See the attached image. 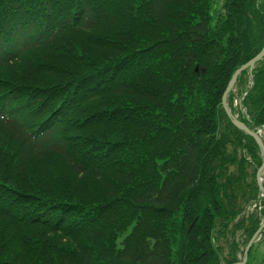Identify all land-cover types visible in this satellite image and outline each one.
I'll list each match as a JSON object with an SVG mask.
<instances>
[{
	"label": "trees",
	"instance_id": "1",
	"mask_svg": "<svg viewBox=\"0 0 264 264\" xmlns=\"http://www.w3.org/2000/svg\"><path fill=\"white\" fill-rule=\"evenodd\" d=\"M263 44L264 0H0V264L239 262Z\"/></svg>",
	"mask_w": 264,
	"mask_h": 264
},
{
	"label": "rangeland",
	"instance_id": "2",
	"mask_svg": "<svg viewBox=\"0 0 264 264\" xmlns=\"http://www.w3.org/2000/svg\"><path fill=\"white\" fill-rule=\"evenodd\" d=\"M250 78H251V75L249 74V80L246 76V77H244V79L242 81L243 84L233 87L232 104L234 106L238 105L239 102H241L242 96H244V94H245L244 89L251 82ZM234 114L238 117V115L236 113H234ZM238 119H240V118L238 117ZM261 134L263 136V138L261 137V139L264 142V132H261ZM239 152L241 153V150H239ZM259 156H260V153H259ZM246 158H247V160L253 161L252 156L250 157L249 155H247ZM252 167H253V165L251 163H248L247 180L249 182L252 179V177H251V172L253 169ZM233 168L234 167H232V169ZM263 184H264V177H263ZM258 194H259V192H258ZM246 202L247 203L244 204L243 209L240 211L239 215L236 218H238L240 216H242V217L246 216L247 217L248 215L252 214V215H255V216L261 218V221H262L264 219V198L258 197V195H257L256 198L250 199ZM230 231H231V228L227 232V235L221 236L218 239V241L216 242V245L222 249L223 255L227 254V252L229 251L228 248L230 247V243H231L232 239H235L238 242L240 249L243 248L244 234H243L242 230H237L235 232L234 236L231 235ZM121 240H122V236H119V238L117 239V245L119 247H120L119 244H120ZM249 262H250V264H264V234L263 233H260V235L258 236V238L256 239V241L253 244L251 253L249 255Z\"/></svg>",
	"mask_w": 264,
	"mask_h": 264
},
{
	"label": "water",
	"instance_id": "3",
	"mask_svg": "<svg viewBox=\"0 0 264 264\" xmlns=\"http://www.w3.org/2000/svg\"><path fill=\"white\" fill-rule=\"evenodd\" d=\"M263 58H264V44H263V47L261 48V50L254 57L249 59L246 63L240 65L234 71V73L232 74V76H231V78H230V80H229V82H228V84H227V86L223 92L222 98H221L222 107L225 111V114L229 118L230 122L236 128H238L239 130L244 132L246 135L251 136L258 146L261 164L256 171V182H257L258 191H259L258 197H262V198H264V184H263L264 142L256 131L250 129L245 123H243L240 119H238V117L231 111V109L229 108V105H228V96H229L230 92L233 90V87L236 83V80H237L238 76L241 74V72L244 70H248L249 72H251L253 70L255 64L258 61L262 60ZM251 82H253L252 77H251ZM262 231H264V219L261 221L259 227L257 228V230L254 232V234L251 236L250 240L247 242L246 246L244 247L241 260L235 264H245L246 263V261L248 259V253H249L250 247L254 244V242L256 241V239L258 238L259 234Z\"/></svg>",
	"mask_w": 264,
	"mask_h": 264
},
{
	"label": "built area",
	"instance_id": "4",
	"mask_svg": "<svg viewBox=\"0 0 264 264\" xmlns=\"http://www.w3.org/2000/svg\"><path fill=\"white\" fill-rule=\"evenodd\" d=\"M261 132H264V128H260V129H258V131H257V133L260 135V137L263 138Z\"/></svg>",
	"mask_w": 264,
	"mask_h": 264
},
{
	"label": "flooded vegetation",
	"instance_id": "5",
	"mask_svg": "<svg viewBox=\"0 0 264 264\" xmlns=\"http://www.w3.org/2000/svg\"><path fill=\"white\" fill-rule=\"evenodd\" d=\"M251 80V79H250Z\"/></svg>",
	"mask_w": 264,
	"mask_h": 264
}]
</instances>
